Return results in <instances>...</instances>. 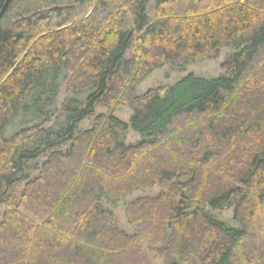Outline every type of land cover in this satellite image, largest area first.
Here are the masks:
<instances>
[{"label":"trees","instance_id":"1","mask_svg":"<svg viewBox=\"0 0 264 264\" xmlns=\"http://www.w3.org/2000/svg\"><path fill=\"white\" fill-rule=\"evenodd\" d=\"M17 1L0 17V264H151L143 242L162 264H264V0H72L6 23ZM223 48L220 76L136 94L166 62ZM121 102L128 122L76 131ZM16 117L33 122L6 136ZM155 183L126 207L134 232L115 226L103 201ZM228 208L239 228L212 215Z\"/></svg>","mask_w":264,"mask_h":264},{"label":"rangeland","instance_id":"2","mask_svg":"<svg viewBox=\"0 0 264 264\" xmlns=\"http://www.w3.org/2000/svg\"><path fill=\"white\" fill-rule=\"evenodd\" d=\"M73 1L72 0H18L15 2L7 15L6 23L8 21L14 20L20 16L28 15L36 10H40L43 8H47L52 5H69ZM231 51L223 48L220 55L217 58H204L199 59L195 62H186L182 63L179 62L177 64H171L169 62H166L162 67L154 69L151 71L148 75H146L140 82H138V85L136 87V94L141 95L144 94L148 89L150 88H161L165 87L167 85L174 84L179 79H181L183 76L187 75L188 73H194L199 77H205V78H216L221 75L222 68L221 64L222 62H225L227 59V55L230 54ZM182 64V65H180ZM144 72V70L141 68V73ZM72 94L66 90L64 80L61 82L59 94L57 96V101L54 104L58 107V105L66 98L71 97ZM80 98H83V96H80ZM56 107V108H57ZM99 113H113L118 118L122 119L123 121L129 120V117L132 113L131 108L128 106L126 102L118 103L116 106L113 107V110L106 106H99L96 108L93 115L83 121H81L77 125L76 131H83L87 128H90L93 119L95 118L96 114ZM185 121V119H179L177 121L176 125H181V123ZM29 117L20 118L16 117V119L9 124L5 129V135L9 136L12 135L16 130L21 128L22 126L26 124H32ZM47 126H51L55 130H59V125L55 121L54 115H52L49 119V121L45 124ZM184 136L186 134L184 133ZM123 139L126 144H136L138 141H140V136L138 133L133 131L132 129L127 130L123 134ZM67 145H64L63 148H65ZM47 156L41 155L39 156L35 161L34 164L31 166V168L28 170V174L30 177H34L39 173L40 164L43 160L46 159ZM242 163H239V165ZM243 165V164H242ZM24 182L18 184L16 190L14 191L15 196H18L21 192L24 184ZM160 191L158 184H153L147 189L144 190H135L132 193L126 195L121 201L118 202L116 205H112L106 201H103V205L105 207H109L113 210L114 213V225L119 227L120 229H123L127 233L131 234L134 232V227L131 225L129 218L126 214V207L129 202L132 200L138 198V197H153L157 195ZM2 209H0V217H1ZM212 215L219 221L225 223L226 225L234 228H239V224L237 220L233 218V211L232 208L223 209V210H217L212 211ZM170 225H172L170 223ZM149 244L147 242L142 243V249L146 257L151 261V264H162L163 257L156 255L152 253L149 250Z\"/></svg>","mask_w":264,"mask_h":264},{"label":"water","instance_id":"3","mask_svg":"<svg viewBox=\"0 0 264 264\" xmlns=\"http://www.w3.org/2000/svg\"><path fill=\"white\" fill-rule=\"evenodd\" d=\"M9 2H10V0H5V3H4V5H3V7H2V9H1V11H0V16H1L2 13L4 12V10L6 9V7H7V5H8Z\"/></svg>","mask_w":264,"mask_h":264},{"label":"bare ground","instance_id":"4","mask_svg":"<svg viewBox=\"0 0 264 264\" xmlns=\"http://www.w3.org/2000/svg\"><path fill=\"white\" fill-rule=\"evenodd\" d=\"M2 14H3V13H2ZM1 16H2V15H1ZM1 16H0V17H1Z\"/></svg>","mask_w":264,"mask_h":264}]
</instances>
